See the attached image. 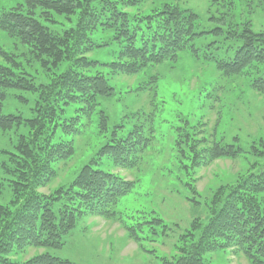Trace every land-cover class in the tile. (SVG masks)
Masks as SVG:
<instances>
[{
	"label": "rangeland",
	"instance_id": "1",
	"mask_svg": "<svg viewBox=\"0 0 264 264\" xmlns=\"http://www.w3.org/2000/svg\"><path fill=\"white\" fill-rule=\"evenodd\" d=\"M22 1L0 0V8ZM128 1L129 6L123 5ZM116 2L123 3L119 8L132 20L169 7L196 16L199 30L211 32L222 26L224 32L219 38L208 34L197 41V53L186 51L172 62L129 75L109 68L121 53L113 41L115 32L97 29L89 35L96 47L91 52L87 45V51L83 49L88 62L96 66L84 74L104 77L114 95L97 98L92 109L84 112L80 105L61 103L57 115L45 118L43 111L37 113L42 101L38 94L7 92L2 114L33 118L40 126L35 131L0 132V205L15 211L21 200L14 198L12 189L26 188L27 183H39L35 192L40 196L66 191L90 165L129 182L132 189L105 215L104 211H83L58 250L14 245V214L8 232L0 233V262L23 264L48 253L72 264H175L190 245L200 242L199 233L211 217L214 200L264 170V89L254 87L264 77V64L231 75L218 64L231 59L241 46L242 41L235 38L238 32L246 28L264 34V0ZM56 20L58 28L53 32L62 35L77 17L70 23L64 16ZM227 31L235 36L231 38ZM0 51L19 55L21 49L17 51L0 32ZM9 57L24 64L21 67L37 79V86L48 82L37 72L39 66H30L23 57ZM11 61L0 52V66L12 67ZM64 127H75L76 133L67 135ZM134 134H141L145 143L137 148L131 165L102 154L105 147L130 141ZM61 146L73 149V156L56 159L55 149ZM217 149H231L233 154L216 156ZM257 199L264 206V194ZM202 259L205 264H252L232 250Z\"/></svg>",
	"mask_w": 264,
	"mask_h": 264
},
{
	"label": "trees",
	"instance_id": "2",
	"mask_svg": "<svg viewBox=\"0 0 264 264\" xmlns=\"http://www.w3.org/2000/svg\"><path fill=\"white\" fill-rule=\"evenodd\" d=\"M126 3L119 4L116 0H23L8 9L0 8V32L13 41L17 51L21 49L19 55L0 52L8 61H11L9 56H15V59L23 57L30 66H39L41 71L37 72L48 79V82H40L37 86V79L25 73L23 63L16 60L11 61L12 67L0 66V132L22 128L35 131L39 125L33 118L2 114L10 90L38 94L42 103L37 104V113L39 115L43 111L45 118L57 115L58 104L80 105L84 112L92 109L97 98L114 95L113 88L104 77L84 74L85 70L96 66L88 62L84 46L90 47L87 52L96 47L89 40V35L99 28L114 31L113 41L121 48L118 61L109 68L129 75L151 65L172 62L186 51L197 53V41L208 34L219 38L224 32L222 26L211 32L199 30L196 16L169 7L152 16L132 20L125 10L119 8L121 4H131L130 1ZM95 4L99 8L94 7ZM63 16L69 23L77 17L76 24L57 35L53 32L58 28L56 18ZM227 32L231 38L235 36ZM235 38L242 44L231 59L218 63L221 71L239 74L254 64H264V34H255L245 28ZM82 70L83 73L80 72ZM254 83L255 88L264 89V77ZM76 130L75 127H64L67 135H74ZM134 135L136 137L130 141L105 147L102 154L117 163L131 165L137 148L145 143L141 134ZM55 150L54 157L58 160H67L74 153L73 149L62 146ZM215 153L225 157L233 154L231 149L226 152L217 149ZM32 183H27L26 188L20 190L12 189L14 198L21 200L22 204L17 203L15 211L0 205V233L8 232L7 224L16 214L12 239L19 249H60L64 237L76 228L83 211L88 214L104 211L105 215L132 189L129 182L95 171L92 165L83 169L71 187L58 191L54 196L37 195L35 190L40 184ZM2 193L0 182V195ZM261 194H264V170L220 194L214 200L210 219L199 233L200 242L190 245L175 264H205L204 255L224 250L241 254L252 264H264V206L257 199ZM0 264L15 263L3 261ZM23 264L72 263L45 253Z\"/></svg>",
	"mask_w": 264,
	"mask_h": 264
}]
</instances>
